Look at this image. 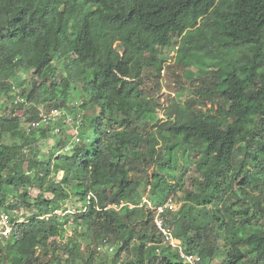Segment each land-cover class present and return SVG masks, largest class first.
Masks as SVG:
<instances>
[{
	"label": "trees",
	"instance_id": "1",
	"mask_svg": "<svg viewBox=\"0 0 264 264\" xmlns=\"http://www.w3.org/2000/svg\"><path fill=\"white\" fill-rule=\"evenodd\" d=\"M0 99V208L28 211L0 243L3 264H189L140 206L146 188L158 203L183 193L172 221L187 253L264 264V0H0ZM41 104L84 112L65 154L71 135L44 153L53 128L22 126ZM73 197L83 206L67 212Z\"/></svg>",
	"mask_w": 264,
	"mask_h": 264
},
{
	"label": "built area",
	"instance_id": "2",
	"mask_svg": "<svg viewBox=\"0 0 264 264\" xmlns=\"http://www.w3.org/2000/svg\"><path fill=\"white\" fill-rule=\"evenodd\" d=\"M179 45L175 44L173 50L169 53V60L175 58ZM167 83L166 79L162 80ZM45 106V105H44ZM46 107V108H45ZM40 108V116L38 119L28 121L24 123V128L27 132L34 129L40 128H53L54 132H59L63 125L70 128V134L72 136L71 141H69L63 151L59 153L66 152L69 150L74 143L81 141V128L84 124V112L79 111L77 113H70L66 109H59L56 107L45 106ZM150 190V189H149ZM31 193V191H30ZM91 196V195H90ZM148 196H142V201L140 206H144L149 209L152 216V222L155 228L158 230L165 244H168L173 250H175L183 259L189 264H205L204 259L199 254L187 253L184 250L182 240L175 236V224L173 223V215L180 209L183 202L178 200L174 193L170 194L164 201L158 203L152 200ZM125 204H114L113 207L121 208ZM130 207L135 205L129 204ZM111 207V206H110ZM27 210L23 208H15L12 210H7L0 208V243L8 239L17 223L24 222L26 220ZM107 247L108 251H114L115 246L108 244V238L104 239L103 244ZM101 249L102 246H100Z\"/></svg>",
	"mask_w": 264,
	"mask_h": 264
},
{
	"label": "rangeland",
	"instance_id": "3",
	"mask_svg": "<svg viewBox=\"0 0 264 264\" xmlns=\"http://www.w3.org/2000/svg\"><path fill=\"white\" fill-rule=\"evenodd\" d=\"M173 46H171V48L167 52L164 51L162 53V56L169 60V58H170L169 57V53L173 50ZM59 67L61 68V70L63 69V65L62 64H59ZM191 68H194V67H191ZM152 70L153 69H150V68L145 69V78H146L145 82H146V86H147L148 89L154 85V83H153V81H154V78H153L154 73L153 72L154 71H152ZM168 72H169V68L168 67L167 68L165 67L162 70V72H161L162 76L160 78V81H161L160 83H161V85L163 87L162 88L163 93L161 94L162 95V100L169 101L171 99L169 96H171L173 98L172 101H174L175 98L178 95V91H179L180 87L177 86V85L175 86L174 80L171 78L170 74L168 75ZM22 77H23V79L30 80L31 79V74L30 73H26V74H23ZM163 79H166L167 83H164L162 81ZM183 82L186 84L187 83L186 79H183ZM191 91H192L191 88L187 89L185 91V93H184L185 97L189 96ZM83 94H84V91H82L81 88H77V90H75L74 93H72V97H71L72 100H70V104H77L76 103V99H78V100L81 99V96ZM152 96L155 99H157V94L152 93ZM0 101H1L0 103H3L2 99H0ZM8 105H10V103ZM44 105L45 104H41L40 108H43V107L46 106V105L45 106ZM210 105H211V103H209V106ZM164 110L165 109H161V110L158 109L157 115L161 119H164V118L167 117V112H164ZM18 113L22 114L23 111L20 110ZM24 123L25 122L22 123V126H24ZM62 127L65 128V125H63ZM63 131L64 132H62V130H60L59 132H55L54 134L57 135V136H52L51 133H50L51 135L49 134L50 136H48L47 138H42L41 136H39V139H38V141L35 144L36 148H38V150L40 152L48 153L51 150V147L53 146L54 142L57 141V138L64 139L68 134H70V128L69 127H66L65 129H63ZM92 131H93L92 127H89L88 130H87V137L92 135ZM36 136L38 137V134ZM27 154H29V153H27ZM63 154H65V153H63ZM63 158H66V156H64ZM181 160H182L183 164L186 163V156L184 154V151H182V153H181ZM150 172H151V170H150ZM62 175H63V171H61L58 174V179H60ZM185 187L189 188V189L191 188L190 182L188 180L186 181ZM149 189L150 188L142 189V194L144 196H148V194H150ZM37 194H38V190H36V189H32L31 190V193H30L31 196L35 197V196H37ZM182 194L183 193L181 191H179L178 194H176V197H177L178 200H182V202H183ZM82 206H83V203L80 200H77L75 197H73L72 199L68 200V202H67V208H70L69 210H67V212H71L72 211L71 209H73V211H74V210H76V208H80ZM59 213L65 214V212L63 213L62 211H59ZM75 226H76V224L73 221V219L71 218V222L67 223L66 226H65L66 229H67V232L65 234L64 241H67L70 236H72V235L74 236V228H75ZM88 242H89V239L87 237L84 238V239L82 237L79 245L82 248H85V246L87 245ZM101 246L103 248L102 251L106 252L107 251V247L105 245H101ZM109 252L112 253L113 251H109ZM3 263H4L3 259H1V257H0V264H3ZM211 264H219V261L218 260H214Z\"/></svg>",
	"mask_w": 264,
	"mask_h": 264
}]
</instances>
